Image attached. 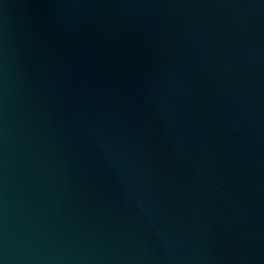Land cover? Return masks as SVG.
I'll list each match as a JSON object with an SVG mask.
<instances>
[{
    "label": "water",
    "instance_id": "95a60500",
    "mask_svg": "<svg viewBox=\"0 0 264 264\" xmlns=\"http://www.w3.org/2000/svg\"><path fill=\"white\" fill-rule=\"evenodd\" d=\"M0 264H264V0H0Z\"/></svg>",
    "mask_w": 264,
    "mask_h": 264
}]
</instances>
